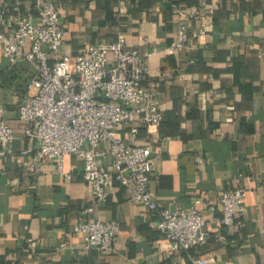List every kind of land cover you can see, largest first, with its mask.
Returning a JSON list of instances; mask_svg holds the SVG:
<instances>
[{
    "label": "crops",
    "instance_id": "1",
    "mask_svg": "<svg viewBox=\"0 0 264 264\" xmlns=\"http://www.w3.org/2000/svg\"><path fill=\"white\" fill-rule=\"evenodd\" d=\"M172 1L59 0L67 32L61 54L109 45L119 35L129 48L149 53L144 84L157 91L164 118L157 136L142 130L133 143L152 146L156 200L180 211L197 197L216 203L223 192L244 188L245 227L222 241L221 213H208L209 242L172 253L159 213L132 202L123 186L95 200L81 158L66 157L65 173L45 160L37 175H28L20 152L30 144L18 109L29 95L31 69L26 62L11 65L0 50V120L15 132L12 154L0 157V264H192L211 252L215 264H264V0H205L216 9L213 25L197 38L195 20L188 47L177 54L167 51L183 23L172 15ZM4 9L15 18L27 13L28 2L0 0ZM111 162L108 155L100 164ZM82 219L119 224L111 254L83 249V237L74 233Z\"/></svg>",
    "mask_w": 264,
    "mask_h": 264
},
{
    "label": "built area",
    "instance_id": "2",
    "mask_svg": "<svg viewBox=\"0 0 264 264\" xmlns=\"http://www.w3.org/2000/svg\"><path fill=\"white\" fill-rule=\"evenodd\" d=\"M27 2L25 15L12 18L7 9L0 12V50L11 65L26 62L31 69L29 95L18 109L30 144L20 152L25 172L37 175L43 161L49 160L65 173L66 157L81 158L83 179L95 200L104 202L115 184L123 186L132 202L159 213L158 227L172 253L207 244L212 235L206 214L218 210L220 240L238 234L245 227L240 219L246 208L244 188L223 192L216 203L197 197L190 208L180 211L162 208L152 192V146L133 143L142 130L157 136L164 118L157 91L144 84L151 55L129 48L124 35L115 43L75 56L61 54L67 32L62 26L59 0ZM200 2L199 6L187 7L181 0L172 1V13L183 23L167 48L170 54L188 47L195 20L200 21L199 33L194 35L197 38L205 36L213 25L215 7L205 0ZM13 9L18 10L19 4ZM14 139V129L1 119L0 157L12 154ZM108 155L112 162L106 168L100 161ZM119 231L115 221L82 219L74 227V233L83 237L84 250L104 254L113 252ZM191 260L192 264H215L217 254Z\"/></svg>",
    "mask_w": 264,
    "mask_h": 264
},
{
    "label": "trees",
    "instance_id": "3",
    "mask_svg": "<svg viewBox=\"0 0 264 264\" xmlns=\"http://www.w3.org/2000/svg\"><path fill=\"white\" fill-rule=\"evenodd\" d=\"M172 3V2H171ZM170 10H171V13H172V7H171V5H170ZM173 15V14H172ZM161 127V126H160Z\"/></svg>",
    "mask_w": 264,
    "mask_h": 264
}]
</instances>
